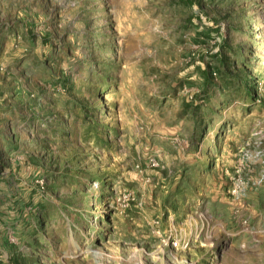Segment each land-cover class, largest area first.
Instances as JSON below:
<instances>
[{"label":"rangeland","instance_id":"1","mask_svg":"<svg viewBox=\"0 0 264 264\" xmlns=\"http://www.w3.org/2000/svg\"><path fill=\"white\" fill-rule=\"evenodd\" d=\"M0 264H264V0H0Z\"/></svg>","mask_w":264,"mask_h":264}]
</instances>
